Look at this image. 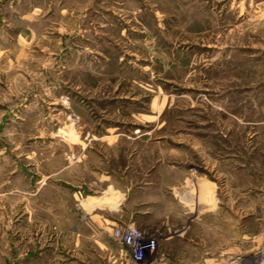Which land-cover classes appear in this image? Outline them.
<instances>
[{"label": "rangeland", "instance_id": "rangeland-1", "mask_svg": "<svg viewBox=\"0 0 264 264\" xmlns=\"http://www.w3.org/2000/svg\"><path fill=\"white\" fill-rule=\"evenodd\" d=\"M7 1L34 40L0 65V264H116L85 234L101 195L218 209L220 264H260L264 0Z\"/></svg>", "mask_w": 264, "mask_h": 264}, {"label": "crops", "instance_id": "crops-1", "mask_svg": "<svg viewBox=\"0 0 264 264\" xmlns=\"http://www.w3.org/2000/svg\"><path fill=\"white\" fill-rule=\"evenodd\" d=\"M12 10L10 1L0 0V65L3 66L12 57L27 56L30 53V43L34 40L33 34L27 37L22 30L16 31V36L13 37L10 20ZM27 14L21 13V17L26 18ZM9 88L10 82L0 81V110L3 111L0 112L1 115H5L6 111L8 113L10 94L5 90ZM105 177L108 180V176ZM115 183L116 181L111 180L108 185ZM113 190L115 194L117 192L124 194L127 199L129 191L126 193L127 191L122 192L115 188ZM90 197L96 196L86 197L82 206L84 228L87 232L85 234L89 235L96 248L108 249V240L115 246L112 250L114 253H111L115 256L113 263H125L122 255L123 245L115 239L113 231L129 223L137 224L144 231L158 235L160 251L158 249L157 256L152 259L148 256L145 264H220L221 249L228 253L235 252L234 242L230 244L228 240L221 245L219 210L213 207L203 208L200 213L191 217L185 210L170 209L166 202L146 209H134L129 204H121L119 207L110 208L109 213L97 202H90ZM98 197L110 198L111 195ZM112 211L114 214L111 213ZM107 234L110 235L108 240ZM104 264H107L105 259ZM260 264H264V255L260 258Z\"/></svg>", "mask_w": 264, "mask_h": 264}, {"label": "built area", "instance_id": "built-area-1", "mask_svg": "<svg viewBox=\"0 0 264 264\" xmlns=\"http://www.w3.org/2000/svg\"><path fill=\"white\" fill-rule=\"evenodd\" d=\"M113 234L123 245L124 264H145L148 256L158 247V235H146L134 223L115 228Z\"/></svg>", "mask_w": 264, "mask_h": 264}, {"label": "bare ground", "instance_id": "bare-ground-1", "mask_svg": "<svg viewBox=\"0 0 264 264\" xmlns=\"http://www.w3.org/2000/svg\"><path fill=\"white\" fill-rule=\"evenodd\" d=\"M209 185V184H208ZM210 191L209 188L206 189L204 188V191ZM106 198V199H105ZM111 198V197H110ZM99 201H102V202H111V199H109V197H104V198H96V197H90V202H99ZM113 201V200H112Z\"/></svg>", "mask_w": 264, "mask_h": 264}]
</instances>
